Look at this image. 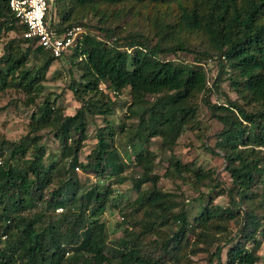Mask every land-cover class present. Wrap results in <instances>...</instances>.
<instances>
[{"label":"trees","instance_id":"obj_1","mask_svg":"<svg viewBox=\"0 0 264 264\" xmlns=\"http://www.w3.org/2000/svg\"><path fill=\"white\" fill-rule=\"evenodd\" d=\"M48 18L57 35L84 29L58 57L25 38L0 0V95L14 89L34 106L25 135H0V264H191L201 251L206 264H222L226 244L223 264H256L264 239V0H51ZM178 52L215 61L212 83L205 69L165 58ZM55 61L68 64L67 88L81 104L71 115L59 96L36 101ZM223 80L237 98L213 102ZM125 89L130 101L116 127L108 115ZM201 106L220 124L213 134L201 130ZM87 114L101 123L81 161ZM42 130L56 141L50 153ZM187 135L222 158L228 180L183 162L176 147ZM167 150L162 164L156 156ZM75 168L94 175L90 187L83 190ZM160 177L187 182L198 195L187 204ZM126 181L136 196L122 204L113 186ZM218 196L225 206L213 204ZM194 202L200 209L191 216ZM107 208L121 214L115 239L101 219Z\"/></svg>","mask_w":264,"mask_h":264},{"label":"rangeland","instance_id":"obj_2","mask_svg":"<svg viewBox=\"0 0 264 264\" xmlns=\"http://www.w3.org/2000/svg\"><path fill=\"white\" fill-rule=\"evenodd\" d=\"M12 35V34H11ZM6 37L4 38V40ZM165 58L173 59V60H182L184 62H188L193 64L196 68H203L206 70L208 80L210 83L215 79L218 74V66L215 61H211L210 59L206 60L205 62L201 63H194L193 55L187 54L184 52H178L176 55H167ZM37 62L35 59H29V65H33ZM68 64L61 61H55L53 65L49 68L46 73L45 80L42 81V85L44 86L43 92L40 97L37 98V102H40L48 93H50V98L54 99L55 95L59 96L56 99V102L61 108L65 109L67 114H74L76 110L81 106V104L75 100L72 92L67 88L68 82V72H67ZM102 86V85H101ZM229 96L231 98H237L236 93L229 87V81L223 80L220 83L218 90L212 89L210 93V99L213 102H225V97ZM130 101V96L128 94V90H123V93L120 94L116 99V104L113 105V111L111 114L108 115L111 123L114 124L116 127L120 124L123 115L125 113L126 104ZM34 109L33 105L26 106L24 101V95L20 91H16L14 89H8L4 91L0 95V135L5 136L9 140H17L21 136L25 135L28 130V122L31 111ZM87 133L89 138L86 141L85 147L79 154V160L84 161L85 155L88 151L92 148L95 138V130L101 120L99 117H92L87 114ZM200 127L201 130L205 131L207 134H213L218 128H220V124L215 120L211 119L208 115V112L204 106L200 108ZM133 120V119H132ZM134 121V120H133ZM130 120L126 122L129 124ZM42 142L46 144L47 152L50 153L52 149L56 147V141L54 140L52 134L47 130H42L40 132ZM211 136V135H210ZM208 146H213L214 138H208L205 140ZM200 142L191 136L187 135L186 137L180 140L179 145L176 147V153L182 155L183 162H189L195 160V165L200 166L202 169H217V174L219 173L224 179L228 180L227 174H225L222 170L223 160L219 156L212 155L210 152L201 149L199 146ZM118 146H121L119 142L117 143ZM130 148L127 146V150ZM153 150H157V143L155 142L152 146ZM158 152V151H157ZM169 156L168 150L163 152H158L157 159H161L162 164H166L167 158ZM163 166V165H162ZM159 169V171H161ZM75 172H77L80 182L84 186L83 190L90 187V185L95 181V177L92 174H84L82 173L80 168H75ZM159 185L163 188H166L171 191H182L187 204H191L192 197L198 195V191L193 189L187 182L184 181H174L171 179L161 178L159 179ZM114 192L113 194L117 196V200H122V204L125 203L128 199L135 198L136 194L131 189V182L126 181L120 185H114ZM202 191L207 193L208 189L206 187L202 188ZM123 194V197L120 198L119 196ZM215 196V193H211ZM189 199V201H187ZM208 197H203V203L207 201ZM195 203V202H194ZM202 203V202H201ZM202 203V204H203ZM213 204L216 206H225L226 200L223 196H218L214 199ZM191 209V207H190ZM200 209L199 202L195 203L191 209V216L192 214L198 212ZM61 212V209L57 210ZM101 219L104 220L107 224V232L108 237L110 239L118 238L121 235V230L116 229V223L121 220V214L117 210H112L107 208L105 212L101 215ZM240 219L238 221H231L229 222V229L227 233L229 235L236 234L238 232ZM261 245L258 249L257 253L261 256L260 260L256 264H264V239H260ZM201 246V245H200ZM229 244L223 245L221 251V262L222 264L225 262L226 258V250ZM250 246V244H248ZM215 244L209 247V252L214 251ZM207 252L201 251L197 252L195 255H191L188 258V262L191 264H206L208 262ZM216 261V260H215ZM217 262V261H216ZM213 262V264H217Z\"/></svg>","mask_w":264,"mask_h":264},{"label":"built area","instance_id":"obj_3","mask_svg":"<svg viewBox=\"0 0 264 264\" xmlns=\"http://www.w3.org/2000/svg\"><path fill=\"white\" fill-rule=\"evenodd\" d=\"M50 1L8 0V6L19 22L25 26L23 36L35 40L37 45L58 57L68 51L84 29L75 26L67 29L62 35H57L48 18Z\"/></svg>","mask_w":264,"mask_h":264}]
</instances>
